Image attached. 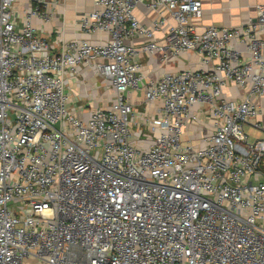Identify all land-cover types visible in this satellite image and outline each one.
Returning a JSON list of instances; mask_svg holds the SVG:
<instances>
[{"label":"built area","instance_id":"1","mask_svg":"<svg viewBox=\"0 0 264 264\" xmlns=\"http://www.w3.org/2000/svg\"><path fill=\"white\" fill-rule=\"evenodd\" d=\"M21 1L0 0V264H264V139L246 131L264 96V4L198 32L203 0H94L79 23L108 39L56 52L33 23L52 19L49 0H27L19 25ZM165 14L166 44L142 49L211 69L145 80L128 40L154 39ZM84 67L111 105L73 102ZM128 89L158 105L136 111Z\"/></svg>","mask_w":264,"mask_h":264},{"label":"crops","instance_id":"2","mask_svg":"<svg viewBox=\"0 0 264 264\" xmlns=\"http://www.w3.org/2000/svg\"><path fill=\"white\" fill-rule=\"evenodd\" d=\"M21 2L20 5L15 6L20 17L19 25H22L23 4L27 0H22ZM49 2L53 13L52 19L44 21L41 18H35L33 23L39 28V34L46 37L53 45L54 51H62L65 44L77 39H87L92 43L108 39V35L104 33H86L79 23V19L84 13L91 12L97 8L94 0H49ZM260 4H264V0H203V16L196 22L197 30L202 32L205 27L211 25L231 28L244 26L250 21H255L257 7ZM134 14L142 24H150L157 15L155 10L148 8L145 4L136 6ZM165 15L167 17V25L155 32L154 39L135 36L128 40L137 50V61L142 64V73L145 80L155 79L162 74L178 72L183 69H211L215 62H204L202 57L196 52L189 51L178 57L165 59L164 53L169 54L168 51L149 53L142 49V46L151 40L157 41L160 45L166 44L168 26L176 22L168 14ZM67 88L73 98V102L78 106H92L95 108L111 105L115 101L109 95L110 91L102 84L101 78L89 67L81 68L77 74V79L68 81ZM226 93L231 100L239 102L244 92L240 88H232L231 90L227 89ZM126 95L130 97L136 111L154 110L158 105L157 103L146 104L143 90L134 91L128 89ZM258 103L259 114L246 127L251 139H264V96L258 99ZM258 124L261 126L260 128L256 127ZM194 128L196 130V127ZM199 128L195 133L201 130V126ZM191 133L193 132L191 131ZM187 135L189 136V134Z\"/></svg>","mask_w":264,"mask_h":264},{"label":"rangeland","instance_id":"3","mask_svg":"<svg viewBox=\"0 0 264 264\" xmlns=\"http://www.w3.org/2000/svg\"><path fill=\"white\" fill-rule=\"evenodd\" d=\"M102 105H103V104H102ZM192 144H193V145H197L198 142L194 141ZM32 261H33V263L36 262V260H32Z\"/></svg>","mask_w":264,"mask_h":264}]
</instances>
